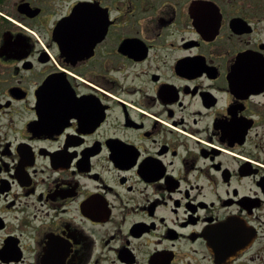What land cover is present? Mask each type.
Returning a JSON list of instances; mask_svg holds the SVG:
<instances>
[{
	"label": "flooded vegetation",
	"instance_id": "af4514ba",
	"mask_svg": "<svg viewBox=\"0 0 264 264\" xmlns=\"http://www.w3.org/2000/svg\"><path fill=\"white\" fill-rule=\"evenodd\" d=\"M0 264H264V0H0Z\"/></svg>",
	"mask_w": 264,
	"mask_h": 264
}]
</instances>
